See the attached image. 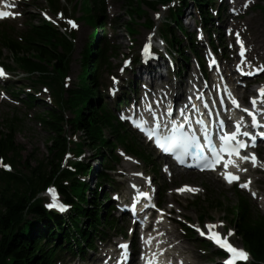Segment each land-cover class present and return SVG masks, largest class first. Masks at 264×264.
<instances>
[{
  "label": "trees",
  "instance_id": "trees-1",
  "mask_svg": "<svg viewBox=\"0 0 264 264\" xmlns=\"http://www.w3.org/2000/svg\"><path fill=\"white\" fill-rule=\"evenodd\" d=\"M203 1L205 0H198L200 4ZM97 4H101L100 10L103 13L102 1L97 0ZM38 41L41 43H37ZM48 43L52 44L50 46L53 47V50L57 49L56 44L51 41L47 33L38 39H30L27 45L17 42H12L11 45L16 53H22L24 56L32 53L40 62L37 63L29 59H25V62L32 68L45 72L47 71L46 65L57 60L56 56L47 48ZM96 55V53L88 54L89 59L86 60L82 86L72 93L70 107L75 113V119L71 121V126L72 129L81 131L85 135L84 143L87 147L102 156L103 153L99 147V142L102 141L99 127H111V124L98 117L95 111L96 107L90 101L91 91L96 88L94 73ZM61 63V60L57 61L58 66H61ZM49 118L45 122L52 135L48 141L47 149L48 155L52 157L48 158V156L44 160L33 155L23 156V149L16 140L19 131L17 124L11 122L6 125V133L0 131V152H3L6 157L9 156L10 161L15 165L20 166L19 163H21V167L25 171L19 176L8 175L0 178V264H8L7 259L9 258L12 260V264H51L50 258L40 249L39 244L42 238L47 237L48 232L53 231V228L45 214L34 202L35 195L42 187L58 176V164L53 153L56 149L64 147L65 144V139L60 136L61 128L58 123L62 117L56 113H50ZM111 129L118 138V128L112 127ZM120 141L122 142L123 139ZM50 143L52 144L50 145ZM88 168L89 166H80L82 171H87ZM76 190L80 198L84 200V188L76 186ZM92 205L93 207L89 211L78 208L77 213L70 219L83 238H88L89 228L95 229L97 225L95 215L98 209L94 202ZM216 205L237 217L240 233L251 244L258 262L264 264V219L254 214L249 200L240 197L236 208L234 206L228 208L223 203L219 205L216 203ZM35 219L38 222L42 221L44 228H41L38 222L35 223ZM55 219L57 225L61 226L62 220ZM81 219L86 222L85 229L80 231ZM87 243L89 244V241Z\"/></svg>",
  "mask_w": 264,
  "mask_h": 264
},
{
  "label": "snow or ice",
  "instance_id": "snow-or-ice-1",
  "mask_svg": "<svg viewBox=\"0 0 264 264\" xmlns=\"http://www.w3.org/2000/svg\"><path fill=\"white\" fill-rule=\"evenodd\" d=\"M10 15H15L14 13H9L6 11H0V18H5ZM68 23L72 27H76L77 25L73 21H68ZM239 35V34H237ZM242 44V42H241ZM147 51V49H145ZM5 75L3 68H0V76ZM261 93L264 94V89L261 90ZM233 103H237L235 100H233ZM255 98H253V105L255 106ZM244 111H249L248 109H244ZM250 115H252V123L254 125H258V121L255 118V114L249 112ZM240 135V129L239 125H237V128L235 131L225 133L220 137V140L222 141L220 149L218 150L213 144L210 139L207 138V135H205V139L207 140V144L209 148L211 149L213 156L215 157V160H213L208 166L214 167L215 163H218L220 159H222L221 153L227 152L229 155L236 154L239 155V149L246 147V144L240 140H237V136ZM243 135L247 136L249 133L244 132ZM261 135H264V133H261ZM151 138V135H150ZM236 140V143L233 145L232 141ZM156 144L165 152H174L176 153V159L183 164L185 162L184 157L188 155H195L196 151L203 148V145L199 143V138L196 136H193L191 134L185 133L183 130H181L179 133H176L174 131L173 135L168 137H156ZM242 159L248 160L249 157L247 155L243 156ZM253 161L255 160V157H252ZM4 167H9L8 165H3ZM227 167V165H225ZM225 179L228 180L229 183L238 180L239 177L236 175H233L232 173H228L225 175ZM241 187H245V184H241ZM183 189H181L182 191ZM48 192L51 194L52 203H49L47 207L53 208V207H59L61 211L65 209V206L58 204V197L56 194L55 189H48ZM141 195H146L144 193H141ZM255 195V193H253ZM207 231H204L202 229H197L200 231L201 235H207L209 239H211L217 246H219L222 249H225L226 252L231 254L230 259L225 261V264H234V261L237 259L244 260L247 258V253L242 250L234 247L231 243L228 242V237L222 236L221 233L214 231L216 229V225L213 224H207L204 226ZM233 233L229 232L228 236H231ZM121 247H126V245H122Z\"/></svg>",
  "mask_w": 264,
  "mask_h": 264
},
{
  "label": "rangeland",
  "instance_id": "rangeland-1",
  "mask_svg": "<svg viewBox=\"0 0 264 264\" xmlns=\"http://www.w3.org/2000/svg\"><path fill=\"white\" fill-rule=\"evenodd\" d=\"M119 11V9H117ZM121 12V11H119ZM121 17V24L119 25V29L117 31V42L119 44H121L124 47L128 46V43L126 42L125 39V29H124V23L127 20L126 18V14L122 12L120 14ZM190 22H192V20L190 21L189 19H184V24H189ZM91 32V29L88 28L84 31L82 37L85 38L86 36H89ZM82 43L80 41V45L78 51H76L75 55H74V59H73V64H72V74H73V83H77L78 81V76L80 75L81 72V47H82ZM80 50V51H79ZM6 55H8V52H5ZM5 55V56H6ZM18 112V113H16ZM24 111L22 110H15L13 109V106L4 104L1 106L0 108V120L1 122H5L6 120H10L11 118L15 117V116H19V117H23L25 119V125L22 128V130L19 132L18 136H17V141L18 143L22 144L24 147H26V150L28 153H35L37 154L39 157H45L47 150H46V144H47V139H48V134L47 132H39L37 131V122L29 120L28 117H24ZM28 116V114H27ZM149 149L146 148V152H148ZM209 183L211 185L208 184V186H210L211 190L213 192H215L217 195H225V193H223L224 191L219 187V185L217 183H215L212 179L208 178ZM205 182V181H204ZM181 183H191V184H195V185H200L202 184L200 179L196 178V177H182V178H178L177 179V184H181ZM229 196H231V194H229ZM195 212V211H194ZM192 213V212H191ZM213 215L215 216V219L218 220L221 216V213L218 211H213L212 212Z\"/></svg>",
  "mask_w": 264,
  "mask_h": 264
},
{
  "label": "bare ground",
  "instance_id": "bare-ground-1",
  "mask_svg": "<svg viewBox=\"0 0 264 264\" xmlns=\"http://www.w3.org/2000/svg\"><path fill=\"white\" fill-rule=\"evenodd\" d=\"M200 193H201L200 191H193L192 193H186V194L184 193L183 196L178 199L177 203L179 205L187 204L192 197L197 196ZM206 198L208 199L207 196H206ZM212 198H214V197L213 196H210L209 197V200H211ZM209 200H208V202L207 201H201L198 206L196 204L195 206L191 207L192 211L193 212L194 211L201 212L202 214H200V215L205 216V217H208V218L215 217L213 215V213H212L213 211H212V209L210 207V201ZM224 205L227 206L228 208H231L232 207V204L230 202H225Z\"/></svg>",
  "mask_w": 264,
  "mask_h": 264
}]
</instances>
